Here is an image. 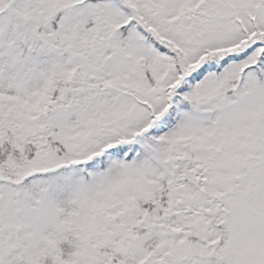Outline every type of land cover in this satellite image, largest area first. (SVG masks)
<instances>
[{"label": "snow or ice", "instance_id": "1", "mask_svg": "<svg viewBox=\"0 0 264 264\" xmlns=\"http://www.w3.org/2000/svg\"><path fill=\"white\" fill-rule=\"evenodd\" d=\"M0 264H264V0H0Z\"/></svg>", "mask_w": 264, "mask_h": 264}]
</instances>
